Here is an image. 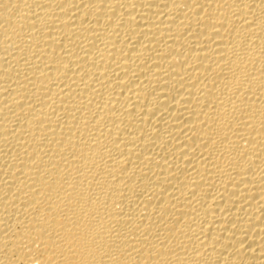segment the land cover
Returning a JSON list of instances; mask_svg holds the SVG:
<instances>
[{
    "label": "bare ground",
    "instance_id": "bare-ground-1",
    "mask_svg": "<svg viewBox=\"0 0 264 264\" xmlns=\"http://www.w3.org/2000/svg\"><path fill=\"white\" fill-rule=\"evenodd\" d=\"M0 264H264V0H0Z\"/></svg>",
    "mask_w": 264,
    "mask_h": 264
}]
</instances>
